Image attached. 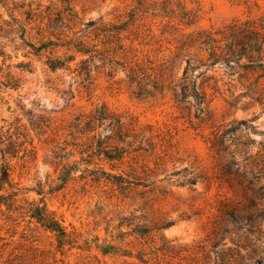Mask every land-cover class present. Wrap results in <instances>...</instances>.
Wrapping results in <instances>:
<instances>
[{
	"label": "rangeland",
	"instance_id": "374dc122",
	"mask_svg": "<svg viewBox=\"0 0 264 264\" xmlns=\"http://www.w3.org/2000/svg\"><path fill=\"white\" fill-rule=\"evenodd\" d=\"M68 3L76 30L88 21L129 22L121 42L128 61L156 67L168 60L169 79L179 78L184 68V62L171 60L173 28L215 31L235 22L264 27V0H0V26L11 18L46 22ZM182 13L190 15L189 26ZM2 43L9 58L0 56V77L10 73L22 84L0 89V127L27 133L35 151L10 161V179L1 193L16 196L11 207L0 208V264H220L219 252H225L223 259L231 256L226 213L249 204L238 180L264 168L262 73L209 70L198 81L208 109L196 119L169 94L137 97L123 72L109 78L100 69L86 85L75 73L50 71L18 38ZM20 62L30 63L31 73L15 68ZM103 106L121 118L124 141H133L132 148L117 152L121 160L74 146L86 141L79 133L69 136L76 117L84 123ZM31 123L49 128L39 136ZM104 128L97 132L112 137L108 150L127 148ZM64 141L73 154L69 164L77 163L66 184L59 179L61 168L46 158L54 143ZM117 177L138 185L127 186ZM35 207L65 229L64 242L30 217Z\"/></svg>",
	"mask_w": 264,
	"mask_h": 264
},
{
	"label": "trees",
	"instance_id": "16d2710c",
	"mask_svg": "<svg viewBox=\"0 0 264 264\" xmlns=\"http://www.w3.org/2000/svg\"><path fill=\"white\" fill-rule=\"evenodd\" d=\"M179 17L187 21L186 25L191 24L188 13H182ZM76 19L73 8L68 3L54 17H47L46 22L44 19H37L36 23L29 17L26 21L16 18H11L9 22L3 21V25L0 26V56L3 60L9 58L5 51L7 45L2 41L12 44L18 38L23 42L24 48L28 49V55L39 60L45 59L44 65L50 71L64 70L75 73L80 83L86 85L92 83V73L100 69L107 71L106 75L109 78L123 72L128 87L137 97L155 98L169 94L179 109H185L189 113L193 110L196 119L207 111L209 105L202 82L198 81L212 68L220 67L230 76L240 72L262 73L259 78L264 76L262 24L257 28L250 22H235L215 31L195 30L188 33L173 28L171 42H174V52L171 60L184 62V68L179 78L169 79L164 74L168 60L156 67L142 61H128V51L121 42L126 39L122 38V34L128 28L129 22L115 25L101 20L88 21L82 25V29L76 30L78 24ZM91 35L94 37L91 38ZM112 45L116 47L111 48ZM110 52L113 55H110ZM115 52H119L121 57H115ZM15 68L21 72L31 73L30 63L20 62ZM21 84V78H15L10 73L0 77V89L16 90ZM82 123L81 117H76L69 125L70 137L74 138V134L79 133L81 139L86 141L83 144H73L74 146L86 148V151L91 150L92 153L95 151L99 155H104L107 160H121L122 156L116 155L117 152L120 150V153H123L133 146V141L127 143L123 139L126 128L121 118L109 112L104 106L85 117L83 125ZM103 126L104 129L114 131L113 137H116L117 145L125 144L127 148L114 146L115 154L108 150L110 145H107V140L112 137L102 138L97 132V129ZM30 127L37 131L39 136L45 135L49 128L44 123H31ZM67 147L65 141L54 143L46 155L51 165L61 168L59 179L63 184H66L77 165L76 162L75 165L69 164L68 161L73 154ZM138 149L142 148L138 146ZM34 151L33 139L27 133L22 134L18 131L11 133L10 128L4 130L0 127V208L2 206L9 208L15 202L13 200L15 193L9 195L1 193L5 191L4 185L10 179V161L18 159L20 153H22L20 159H23ZM243 169L246 171L247 167L243 166ZM117 178L127 186L138 185L125 181L122 177ZM238 182L249 204L226 213V221L231 226L230 240L234 248L228 259L221 257L224 251L219 252L217 258L220 264H264V168L256 176L252 175V178L245 179L242 176ZM123 186L125 185H121ZM45 212V209L35 207L30 217L47 231L54 233L61 244L66 237L65 229L51 214L47 215Z\"/></svg>",
	"mask_w": 264,
	"mask_h": 264
}]
</instances>
